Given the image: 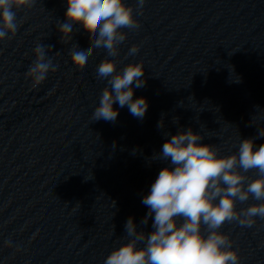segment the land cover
I'll return each instance as SVG.
<instances>
[{
	"label": "water",
	"instance_id": "water-1",
	"mask_svg": "<svg viewBox=\"0 0 264 264\" xmlns=\"http://www.w3.org/2000/svg\"><path fill=\"white\" fill-rule=\"evenodd\" d=\"M136 7V0H126ZM140 27L127 32L119 45L117 70L142 62L145 85L134 87V99L145 97L144 118L132 116L127 107L116 121H96L103 161L112 249L126 242L124 226L129 217L140 228L148 209L141 203L159 171L169 161L153 160L163 143L178 130L204 133L202 143L215 144L220 154L237 151L240 139L264 137V0H146L142 14L134 12ZM82 50L90 37L77 25ZM139 45L135 55L129 48ZM106 50L95 49L86 69L94 108L102 88L97 66ZM239 79V82H235ZM178 118V123L173 118ZM163 122L164 127L158 124ZM256 176L255 171L247 173ZM247 204L237 203V208ZM251 227L233 222L227 233L240 256L239 264H264V219ZM152 220L143 230L151 232Z\"/></svg>",
	"mask_w": 264,
	"mask_h": 264
},
{
	"label": "clouds",
	"instance_id": "clouds-1",
	"mask_svg": "<svg viewBox=\"0 0 264 264\" xmlns=\"http://www.w3.org/2000/svg\"><path fill=\"white\" fill-rule=\"evenodd\" d=\"M145 2L136 0L134 9L126 0H66L65 20L57 26L61 43H72L75 25L90 37L86 50L72 43L71 63L82 70L95 49H104L107 54L97 66V76L107 85L91 113V122L114 123L119 115L114 103L127 107L141 120L147 112V99H134L133 87L145 85L144 64L128 63L118 71L116 59L108 58L120 54L119 45L127 38L122 29H139L134 12L142 14ZM35 3L0 0V40L11 39L18 31L14 9H31ZM51 48L37 43L33 49L35 59L25 74L31 78L33 88L59 67L48 56ZM138 51L139 45L133 44L128 55ZM173 122L178 123V118L174 117ZM158 127H164L162 121ZM165 135L170 139L152 159L169 161L170 166L159 171L150 192L142 198L148 211L140 221L141 227L129 217L124 226L126 242L114 247L104 264H239L238 251L221 229L233 222L251 227L256 217L264 219V143L257 147L254 138L240 139L237 151L225 155L220 154L217 145L202 143L204 133L194 132L191 127ZM258 136L264 137V127L259 128ZM251 171L256 172L254 178L247 175ZM250 199L256 202L237 208L238 202L247 204ZM150 218L152 231L146 233L143 227L148 226ZM5 246L12 247V241H6Z\"/></svg>",
	"mask_w": 264,
	"mask_h": 264
}]
</instances>
